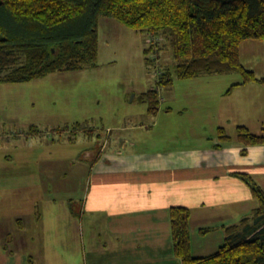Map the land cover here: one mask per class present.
<instances>
[{"label":"rangeland","instance_id":"obj_1","mask_svg":"<svg viewBox=\"0 0 264 264\" xmlns=\"http://www.w3.org/2000/svg\"><path fill=\"white\" fill-rule=\"evenodd\" d=\"M153 42L157 43L156 49L146 54L145 50ZM240 55L246 68L254 71L257 78H264V41H244ZM174 65L173 50L167 40H154L114 19L101 18L99 57L95 66L75 72L52 73L26 83L0 84L2 229L10 226L12 229L16 225L13 213L26 216L30 222L41 213L47 228L57 226L59 229L58 234L51 231L45 235L52 241L50 246L55 252L62 255L59 264H91L92 244L100 243L94 232L102 225L85 218L81 227L80 222L74 224L70 217H60L67 212L64 206L40 201L47 193L43 185L47 178H66V188H72L77 198L73 210L80 214V200L87 194L89 171L86 163L93 162L101 152L109 127L129 129L122 133L129 146L127 157L121 158L125 161L130 157L139 158L140 162L145 156L137 155L139 150L147 152L146 160L155 157L154 161H163L172 146H178L177 142L190 145L203 136L213 139L219 126L216 121L220 118L224 120L226 135L237 136V128L244 125L251 133L264 137V93L238 97L237 104H234V96L226 95L227 98L221 94L222 90L225 93L232 85L242 83L243 77L237 72L194 79L175 78L171 86L159 89L158 115L150 113L141 95L156 88L159 75L167 68L173 70ZM247 85L253 86L239 92H250L252 87L264 90L258 82ZM90 132L95 135H89ZM111 139L122 140L118 134ZM117 148H106L105 159L115 156L120 151ZM251 176L264 189V171ZM29 177L33 184H27ZM29 198L36 202L32 207ZM244 202L246 206V199ZM247 206L249 208L241 214L227 210L220 218L228 225L238 223L258 206L254 196ZM14 230L16 236L20 234ZM219 237L218 229L207 238L194 236L193 254L216 253L223 245ZM209 241L217 246L215 251L203 247ZM81 245L84 249L79 248Z\"/></svg>","mask_w":264,"mask_h":264},{"label":"trees","instance_id":"obj_2","mask_svg":"<svg viewBox=\"0 0 264 264\" xmlns=\"http://www.w3.org/2000/svg\"><path fill=\"white\" fill-rule=\"evenodd\" d=\"M101 18L165 39L172 48L173 70L167 68L157 87L141 95L150 113L160 109L159 89L175 78L237 72L243 81L228 92L252 82L264 87V78L246 68L240 55L244 41H264V0H0V84L95 66ZM156 46L153 42L145 53ZM219 133L220 139L230 140L224 129ZM237 140L246 147L264 145V137L245 126L237 128ZM236 177L248 185L258 206L238 224L225 227L224 244L210 256L192 254L191 209L171 208L174 253L182 264H264V189L250 174Z\"/></svg>","mask_w":264,"mask_h":264},{"label":"crops","instance_id":"obj_3","mask_svg":"<svg viewBox=\"0 0 264 264\" xmlns=\"http://www.w3.org/2000/svg\"><path fill=\"white\" fill-rule=\"evenodd\" d=\"M248 86L253 85L241 86L228 92L230 88L225 93L222 90L221 94L223 97L234 96V104H237L238 97H247L253 92L264 93L263 89L255 87L250 92H239ZM223 121L221 118L216 121L219 126L213 139L203 136L198 138L199 142L190 145L177 142L178 146H172L167 157L163 156L167 158L163 161H154L155 157L146 160L147 152L140 150L137 155L145 156L144 161L140 162L139 158L133 156L131 160L125 161L121 157H127L129 143L127 138L123 140L122 133L129 129L124 127L113 130L109 127L104 134L101 152L93 162L86 163L89 171L87 194L80 200V214L73 210L77 198L72 188H66V178H47L43 184L47 193L40 203L64 206L67 212L60 217H70L74 224L80 222L81 227L85 218L102 225L94 232L99 236L100 243L92 244L91 264H182L174 253L171 208L185 207L192 211V254L194 236L207 238L216 229L220 234L218 241L224 244L225 227L236 225L243 218L238 223L228 225L220 217L226 215L224 212L227 210H234V214L243 213L249 208L248 201L253 197L250 188L236 174L253 175L264 171V145L246 147L237 140V136H230V140L220 139V129H224ZM116 134L123 141L112 140ZM89 135L95 134L90 132ZM116 146L120 151L111 156L110 160L105 159V149ZM243 150L247 151L246 155H243ZM31 179L28 185L33 184L30 183L33 181ZM29 203L32 207L36 202L29 198ZM13 214L16 225L6 230L1 227L4 218L0 214V264L62 262V255L50 246V238H45L51 231L58 234L57 226L47 228L41 213L39 218L37 214L31 222L26 216ZM13 229L20 234L16 236ZM207 229H210L209 233H201ZM211 243H205V250L217 249ZM79 248L84 249L83 245Z\"/></svg>","mask_w":264,"mask_h":264}]
</instances>
